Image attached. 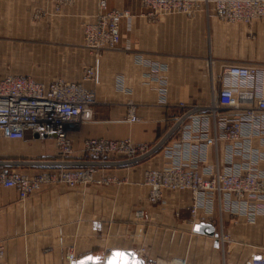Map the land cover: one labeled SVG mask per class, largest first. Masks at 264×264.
<instances>
[{"label":"crops","instance_id":"0c3cea01","mask_svg":"<svg viewBox=\"0 0 264 264\" xmlns=\"http://www.w3.org/2000/svg\"><path fill=\"white\" fill-rule=\"evenodd\" d=\"M48 1L40 6L52 13L56 2ZM108 6L131 16L121 20L120 44L105 51L99 62L84 47L83 24L95 21L96 0L77 3L70 27L46 17L35 32L25 26L14 27L12 33L0 28V80L25 76L46 86L60 79L81 82L84 66L97 64L99 85H85L96 90L94 118L70 134L75 151L92 139L152 145L165 140L173 147L181 136L175 131L179 118L192 107L211 105L212 82L225 67H264L263 21L227 23L208 19L201 8L193 16L172 14L150 21L145 16L150 9L142 0H108ZM36 40L42 45L29 43ZM131 106L139 119L135 123L128 120ZM186 125L193 136L204 129L210 138L216 133L209 112L191 114ZM27 139L0 137V172L55 173V163L63 161L55 141L32 140L30 135ZM202 143H184L177 152L199 168L264 172L261 137L250 145L223 139L209 147ZM66 161L72 170L94 165L96 178H112L114 183L85 188L45 185L24 202L15 188L0 184V264H69L66 253L71 248L78 260L107 257L115 250L134 251L151 263L165 259L172 264H246L264 259V201L220 203L205 195L194 217L189 191H167L158 205L149 202L144 174L169 163L163 150L132 165L117 157L104 165L82 158ZM222 227L229 243H223Z\"/></svg>","mask_w":264,"mask_h":264},{"label":"built area","instance_id":"2783aa9c","mask_svg":"<svg viewBox=\"0 0 264 264\" xmlns=\"http://www.w3.org/2000/svg\"><path fill=\"white\" fill-rule=\"evenodd\" d=\"M108 0H97L98 12L95 21L84 25V45L97 61L107 50L115 49L121 42V20L130 17V12L108 9ZM150 9L145 16L156 21L162 16L185 14L193 16L200 8L208 19L218 18L231 23L252 24L264 22V0H142ZM97 65V64H96ZM96 65L84 69V82L96 83ZM96 105V90L88 89L81 82L60 79L49 87L35 83L29 77H6L0 80V137L8 140H23L30 132L40 139L51 138L57 144L59 156L65 167L56 173L23 176L14 171L0 172V184L5 188H15L24 202L39 192L46 184H67L70 187H88L92 184L107 186L112 178H96L98 168L88 165L72 170L66 161L70 158L99 160L104 165L108 158H124L127 165L147 161L160 150L169 159L161 169L148 170L144 174V186L149 190L148 199L158 205L167 191H189L192 204L189 211L196 216L203 196H215L218 200L246 203L251 200L264 201V172L252 168L241 172L199 168L195 162L184 160L177 149L190 141H204L203 146L216 145L220 139L233 144H251L256 136L264 142V67L232 65L225 67L216 80L215 100L210 107H192L179 118L175 131H181L175 146L167 141L156 144H135L131 140L113 141L92 139L85 142L81 151L72 147L70 134L93 120ZM184 105H182L183 107ZM134 113V106L130 108ZM209 112L213 118L215 135L207 136V129L200 137L186 130V122L191 114ZM139 121L136 115L128 119ZM220 134H219V133ZM165 141V142H164ZM238 144V145H239ZM240 145L237 149L241 150ZM210 197V198H211ZM223 209H225L223 207ZM228 208H226L227 210ZM143 213H137L140 217ZM3 252L0 250V258ZM70 256V258H69ZM74 262V255H68ZM67 258V260H68ZM246 264H264V259H253Z\"/></svg>","mask_w":264,"mask_h":264},{"label":"rangeland","instance_id":"374dc122","mask_svg":"<svg viewBox=\"0 0 264 264\" xmlns=\"http://www.w3.org/2000/svg\"><path fill=\"white\" fill-rule=\"evenodd\" d=\"M44 1H46L47 3L49 2L48 0H0V28L3 31H6V29L8 28L9 32L12 33V29H15V28L21 29L22 27L25 26L27 28L29 27L32 32H35V30H38L41 24L44 25V21H45L44 19L46 17L52 20L59 19L63 21V23H65V24H62V23L60 24L62 27H70V25H68V21H71L73 19L74 8L77 6V3L80 0H55L56 5L54 8V12L52 13L50 12V10H48L49 8H43L40 6L41 2H44ZM108 9L111 10L109 6H108ZM202 10L205 12L204 9ZM97 12H98V4H97ZM214 19H218V18H214ZM23 22H25V24H23ZM223 22H226V21H223ZM227 23H231V22H227ZM236 23H240V22H236ZM84 25L85 24H83V26ZM0 37L3 38L2 35H0ZM9 43H12V42H9ZM15 43L16 45L19 44V42H15ZM29 43L31 44L38 43L42 45V42L37 41V40L33 42H29ZM101 57L102 56L99 57L98 62L101 59ZM96 87L97 86H95V88ZM221 225L223 226L222 223ZM219 231H220L219 233H221L220 235L221 238L223 236L222 238L223 243L225 242L229 243L231 241L230 235L225 230H223V227ZM68 252L69 251H67V253ZM159 261H163V262H159ZM170 261L172 260L159 259V260H155L152 263L151 262H147V263L148 264H163V263H170Z\"/></svg>","mask_w":264,"mask_h":264},{"label":"bare ground","instance_id":"6f19581e","mask_svg":"<svg viewBox=\"0 0 264 264\" xmlns=\"http://www.w3.org/2000/svg\"><path fill=\"white\" fill-rule=\"evenodd\" d=\"M185 15V14H184ZM147 18V17H146ZM87 67H89V66H84V68H83V73H84V69L85 68H87ZM96 69V78H97V83H98V81H99V79H98V68L97 67H95ZM11 78H13V77H21V76H10ZM23 77V76H22ZM25 77V76H24ZM29 78H31V77H29ZM35 83H37V84H40V85H43V86H45V87H49V86H46V85H44V84H42V83H38V82H36L33 78H31ZM82 80H83V76H82ZM81 83H83L84 85H86V84H88V83H90V82H84V81H81ZM91 84H93L94 86L96 85V83H91ZM215 87H216V80H214L213 82H212V92H213V101H212V103H211V105L210 106H212L213 105V103H214V100H215ZM96 105H97V101H96ZM95 105V106H96ZM94 106V107H95ZM209 106V107H210ZM132 107V106H131ZM132 115H135V112L134 113H131L130 111H129V117H128V119L130 118V116H132ZM28 135H30L31 136V139L32 140H46V139H40V138H38V136H33L30 132H27L26 134H25V138L23 139V140H20V141H26V140H28L27 139V136ZM47 139H51V138H47ZM54 140V139H53ZM55 145H56V148L58 149V147H57V144L55 143ZM124 159V158H123ZM63 163V161H61V162H57V163H55V164H57V166L59 167V168H57V169H55V173L58 171V170H61L62 168H64L65 167V164H62ZM121 163H123V164H126V160L124 159V162H121ZM60 165V166H59ZM127 165V164H126ZM14 172H16V173H18V174H20V175H23V176H28V175H24V174H22V173H20V172H18V171H14ZM46 173H51V172H41V173H38V174H36V175H34V176H37V175H39V174H46ZM54 174V173H53ZM46 185H53V184H46ZM58 185H66V186H68V187H70L69 185H67V184H58ZM45 186V185H44ZM70 188H73V187H70ZM75 188V187H74ZM134 252V251H133ZM70 254H72V255H74V257H75V260H73L74 262H77L78 261V258H77V256H76V253H75V251H74V249H71L68 253H67V255H66V260H67V258H68V255H70ZM137 256L139 257V259H141L142 261H143V264H148L144 259H142L138 254H137ZM69 258H70V256H69ZM69 258H68V260L67 261H69ZM98 258V257H97ZM99 258H101V257H99ZM106 257H103V258H101L100 260H101V262H100V264H104V259H105ZM74 262H69V264H73ZM163 264H172V263H163ZM178 264H184V262H182V261H178Z\"/></svg>","mask_w":264,"mask_h":264},{"label":"water","instance_id":"95a60500","mask_svg":"<svg viewBox=\"0 0 264 264\" xmlns=\"http://www.w3.org/2000/svg\"><path fill=\"white\" fill-rule=\"evenodd\" d=\"M213 232L214 229L212 228ZM212 233V232H211ZM101 258L86 256L73 264H100ZM260 259V258H258ZM104 264H143L137 254L133 251H112L105 259Z\"/></svg>","mask_w":264,"mask_h":264}]
</instances>
